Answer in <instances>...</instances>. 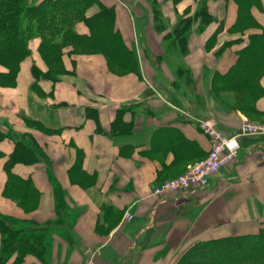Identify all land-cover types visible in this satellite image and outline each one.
<instances>
[{"label": "crops", "instance_id": "0c3cea01", "mask_svg": "<svg viewBox=\"0 0 264 264\" xmlns=\"http://www.w3.org/2000/svg\"><path fill=\"white\" fill-rule=\"evenodd\" d=\"M99 1L114 9L135 72L113 71L103 54L66 47L58 81H36L32 67L48 69L35 38L15 83L0 82V130L7 134L0 140V218L31 224L44 245L21 264H172L196 242L257 234L264 227V136L239 138L236 160L204 191L176 199L153 189L206 157L211 140L201 121L229 136L239 131L242 122L218 113L211 82L261 30L229 31L233 0ZM251 15L264 29V0ZM182 22L186 29L176 34ZM75 30L89 33L83 23ZM226 43L233 44L223 49ZM7 72L0 66L1 79ZM15 150L23 156L8 172ZM9 174L30 182L31 209L4 196Z\"/></svg>", "mask_w": 264, "mask_h": 264}, {"label": "trees", "instance_id": "16d2710c", "mask_svg": "<svg viewBox=\"0 0 264 264\" xmlns=\"http://www.w3.org/2000/svg\"><path fill=\"white\" fill-rule=\"evenodd\" d=\"M174 3L180 0H172ZM237 9V18L229 29L232 33H243L251 29L261 30L247 36L245 45L237 52L235 64L223 75L215 74L213 82L219 83L225 91L239 92L247 85L256 71L264 67V29L251 15L253 7L260 6V0H233ZM93 6L98 11L87 16ZM205 16V15H204ZM211 16L207 14V18ZM115 12L99 0H41L30 3L28 0H0V66L8 70L0 82L15 83L20 63L30 55L28 43L40 39L38 53L47 66V72L41 73L32 67L37 79L57 82L64 72L61 63L63 49L72 47L73 52L92 54L101 53L113 71L135 72L137 62L134 54L124 45L121 35L114 26ZM83 23L88 34L76 32L75 25ZM187 22H182L175 33H183ZM184 25V26H183ZM241 42L235 40L233 43ZM239 42V44H240ZM233 43H226L223 49ZM55 68V69H54ZM34 88L37 89L36 84ZM256 110V111H255ZM254 111L264 117V109ZM258 113V114H259ZM260 115V114H259ZM7 137L0 130V140ZM19 151L10 155L7 170L22 157ZM30 182L9 174L4 195L22 208L31 209ZM31 224L21 222L7 223L0 218L2 247L0 264H6L14 253L16 258L11 264H21L27 253H44V245L35 242ZM177 264H264V227L255 235L232 236L193 244L181 256Z\"/></svg>", "mask_w": 264, "mask_h": 264}, {"label": "built area", "instance_id": "2783aa9c", "mask_svg": "<svg viewBox=\"0 0 264 264\" xmlns=\"http://www.w3.org/2000/svg\"><path fill=\"white\" fill-rule=\"evenodd\" d=\"M199 127L211 140V148L206 157L189 165L184 175L161 182L153 189L154 196L161 198L164 194L171 193L179 199L189 193L208 189L211 178L236 160L240 151L239 138L264 136V129L256 131L255 127L245 123H242L239 131L232 136L215 127L210 120L201 121ZM126 218L131 217L126 215Z\"/></svg>", "mask_w": 264, "mask_h": 264}, {"label": "rangeland", "instance_id": "374dc122", "mask_svg": "<svg viewBox=\"0 0 264 264\" xmlns=\"http://www.w3.org/2000/svg\"><path fill=\"white\" fill-rule=\"evenodd\" d=\"M248 31H245L243 34H246V32ZM211 93L214 99L221 105L219 108L220 110L217 109L218 113L230 117L233 116L237 119V121L252 125L253 127H255L256 131L264 129V117L261 113H256V110L254 111V107H257L258 110L264 109V67L258 69L248 81V85L239 92L225 91L219 83H217L216 81H212ZM186 171L182 175H184ZM182 175H179L178 177ZM192 245H190L188 248H190ZM188 248L180 253H177L178 255L176 254L173 257L174 259L171 261V263L177 264L181 256L187 252Z\"/></svg>", "mask_w": 264, "mask_h": 264}]
</instances>
